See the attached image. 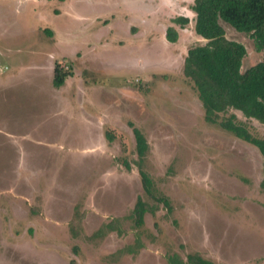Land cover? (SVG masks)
Segmentation results:
<instances>
[{
    "label": "rangeland",
    "instance_id": "374dc122",
    "mask_svg": "<svg viewBox=\"0 0 264 264\" xmlns=\"http://www.w3.org/2000/svg\"><path fill=\"white\" fill-rule=\"evenodd\" d=\"M192 2L0 0V264H167L172 253L264 264L262 156L204 119L182 73L187 49L204 42ZM171 25L176 42L165 38ZM222 25L247 50L242 68L264 60L249 35ZM56 63L71 73L59 88ZM231 112L264 137L262 123ZM129 123L169 201L148 199L156 209L140 227L130 213L146 197ZM111 221L119 230L94 235Z\"/></svg>",
    "mask_w": 264,
    "mask_h": 264
},
{
    "label": "trees",
    "instance_id": "16d2710c",
    "mask_svg": "<svg viewBox=\"0 0 264 264\" xmlns=\"http://www.w3.org/2000/svg\"><path fill=\"white\" fill-rule=\"evenodd\" d=\"M190 9L194 13L193 29L196 35L204 40L191 45L183 60L182 73L188 79L201 102L204 119L217 123L220 127L232 133L235 137L255 146L262 156V181L264 187V137L254 136L242 124L232 109L240 111L246 118H253L264 125V60L242 68V60L247 50L241 42L231 40L226 36L222 23H226L236 31L249 35L257 51L264 49V0H193ZM172 23L184 28L189 19L176 16ZM165 38L176 42L178 32L171 25L165 30ZM68 70L57 63L52 71V84L59 88L70 75ZM134 136V149L142 189L145 197L137 196L130 219L134 226L140 227L147 212L154 213L156 203L169 206L165 196L158 191L149 173L144 168V162L149 149L148 142L142 131L129 123ZM105 136L109 142L114 140L113 131L106 129ZM126 169L131 165L126 158L121 160ZM70 229L73 235L78 234L79 225L77 211ZM103 229L119 230L112 221L99 228L94 235ZM131 248V247H130ZM167 264H214L197 253L187 254L183 260L177 253L167 257ZM73 264V263H71Z\"/></svg>",
    "mask_w": 264,
    "mask_h": 264
}]
</instances>
